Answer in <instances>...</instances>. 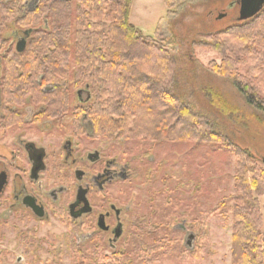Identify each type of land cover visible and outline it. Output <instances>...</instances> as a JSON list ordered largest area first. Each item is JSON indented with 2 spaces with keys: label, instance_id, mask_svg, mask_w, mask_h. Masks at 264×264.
<instances>
[{
  "label": "trees",
  "instance_id": "trees-1",
  "mask_svg": "<svg viewBox=\"0 0 264 264\" xmlns=\"http://www.w3.org/2000/svg\"><path fill=\"white\" fill-rule=\"evenodd\" d=\"M184 1L166 0L171 9ZM134 2L40 0L35 10L19 19V27L32 32L27 50L12 57L18 63L4 68L8 82L38 100L50 98L42 92L51 86L56 92L51 95L54 106L64 107L69 106L73 87H88L92 101L87 113L98 137L217 143L232 149L211 122L173 95L175 59L162 42L144 36L131 24ZM205 39L222 59L219 66L210 64V70L230 78L247 105L264 113V10L253 20ZM233 153L232 264H264L260 206L264 169L249 152L235 148ZM153 230L158 228L149 220L142 222L131 242H144ZM144 247L139 251L147 257L161 251V247ZM119 252L125 254V249Z\"/></svg>",
  "mask_w": 264,
  "mask_h": 264
},
{
  "label": "rangeland",
  "instance_id": "rangeland-1",
  "mask_svg": "<svg viewBox=\"0 0 264 264\" xmlns=\"http://www.w3.org/2000/svg\"><path fill=\"white\" fill-rule=\"evenodd\" d=\"M239 1L185 0L171 9L166 0H135L130 16L132 25L162 42L174 57L173 95L211 122L232 149L217 143L101 139L134 160L135 216L158 230L144 242L122 243L116 249H125L122 255L113 256L104 243L106 249L95 260L90 245L81 249L60 236L64 228L52 227L57 235L52 248L36 247L25 257L16 243H8L9 254L0 257V264H232L233 149L249 152L264 169V113L247 105L230 78L210 70V64L219 66L222 59L205 38L240 24ZM260 206L264 236V197ZM189 234L196 236L191 251L185 245ZM142 246L161 251L147 257L139 251Z\"/></svg>",
  "mask_w": 264,
  "mask_h": 264
},
{
  "label": "flooded vegetation",
  "instance_id": "flooded-vegetation-1",
  "mask_svg": "<svg viewBox=\"0 0 264 264\" xmlns=\"http://www.w3.org/2000/svg\"><path fill=\"white\" fill-rule=\"evenodd\" d=\"M39 2L0 0V257L9 254L8 243L25 257L36 247L52 248L57 226L79 248L90 245L92 258L106 249L104 243L116 256L143 222L133 208L134 160L96 136L88 87L72 92L68 107L54 106L53 87L42 92L50 98L38 100L4 75L6 66L18 63L12 57L23 54L24 38L28 47L25 34L32 31L21 29L19 19Z\"/></svg>",
  "mask_w": 264,
  "mask_h": 264
},
{
  "label": "water",
  "instance_id": "water-1",
  "mask_svg": "<svg viewBox=\"0 0 264 264\" xmlns=\"http://www.w3.org/2000/svg\"><path fill=\"white\" fill-rule=\"evenodd\" d=\"M240 22H248L250 20H253L255 17H257L263 10H264V0H240ZM223 16L220 17L222 19ZM30 32H27L25 34L26 37H29ZM26 43L27 39L24 38L22 40V44L19 46V52L24 53L26 50ZM196 239V236L194 234H189L185 245L187 249L192 250L194 240Z\"/></svg>",
  "mask_w": 264,
  "mask_h": 264
}]
</instances>
